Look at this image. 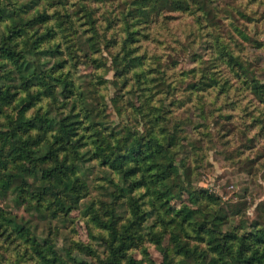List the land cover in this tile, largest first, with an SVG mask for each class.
Here are the masks:
<instances>
[{"label": "rangeland", "instance_id": "1", "mask_svg": "<svg viewBox=\"0 0 264 264\" xmlns=\"http://www.w3.org/2000/svg\"><path fill=\"white\" fill-rule=\"evenodd\" d=\"M1 1L7 4V0ZM61 1H64V6H61ZM188 1L187 10L163 12L154 17V21L146 25L147 28H141L139 42L135 45L139 47L137 53L144 55L143 60L147 61L142 82L132 75L133 70L128 69L124 60L120 61L124 72L117 75L112 59L121 49L118 43L125 38L122 13L126 11L123 8L126 0H38V9L44 7L55 18L58 12L62 13V7L68 9L67 13L75 19L72 28L79 31L72 32V39L81 37L80 31L87 28L83 18H79L82 14L80 9L90 10L100 51L93 56L98 60L79 56L65 65L64 72L67 71L74 82L70 98L59 96L54 103L45 99L30 108L26 115L31 116L41 108V111L50 109L55 117L78 114V119L83 121V115L88 114V119L96 125L94 134L97 138L110 133L102 131V127L120 131L127 126L144 136L145 126L137 125V114L129 105H138L133 91L138 95L140 89L148 86L149 82L153 83L150 91L154 99L163 97L165 111L163 117L156 121L144 118L145 125L148 131L160 132L161 129L165 142L168 141L167 135L175 136L176 145L171 153L174 151L176 165H184L187 169L185 173L180 168V173L188 193L198 191L199 196L210 199L214 209L223 208L227 220L217 225L220 233H242L255 227L264 230V134L261 132L264 128V103L260 102H264V96L256 98L243 83L244 77H254L264 83V0ZM22 3H26L25 0H19L16 5ZM8 8H2L4 17L0 16V42L8 34V25L13 27L12 20L8 19ZM67 44H72V41H66L64 47ZM222 50L238 57L247 68L249 77L241 71L239 77L234 76L229 70L231 67L221 63ZM217 51L221 54L218 55ZM80 53L77 51V54ZM54 61L46 58L45 66L51 67ZM206 75L218 79L220 83L226 80L230 87L228 92L220 93L215 86L196 91L194 88L205 80ZM163 77L167 87L162 83ZM165 90H168L165 96L161 95ZM17 103H12L5 114L0 115V130L9 131L7 116L11 118L15 115ZM81 125L74 126L75 135L71 136L66 150L59 153L58 160L41 165L50 169L60 167L65 181L68 180L65 177L68 173L66 168L76 166V174L70 179H74V191L85 185L84 190H79L84 198L76 200L78 193L74 192V195L64 198L63 206L53 193L39 199L38 186L42 185L39 174L29 170L22 176L18 175L20 168H29L30 164L28 155L20 151L16 143L8 141L6 149L2 150L4 155L1 159L7 169L0 173V213L16 225L23 226L39 246L34 248L24 237L19 238L16 233H10L8 226L0 224V264H52V259L59 261V258L86 261L103 257L100 241L107 233L91 224L84 212L90 202L96 207H104L113 188L105 179L107 171L93 161L89 162L91 146L87 140L80 141H86L83 147L74 145L83 134ZM31 132L32 135L42 133L41 130ZM149 145L156 151L161 150V145L153 141ZM9 173H13L14 177L3 188ZM20 181L28 183L22 192L20 188L16 189ZM58 181L60 183L61 178ZM72 201L79 204L70 209ZM111 206L115 208L117 217L122 215L120 222L128 224L121 208L123 206L112 203ZM142 207L146 208L145 205ZM183 207L196 209L198 205H193L184 193L181 199L173 198L165 208H159L150 221H154L161 211L166 216H173ZM148 224L147 228L146 222L136 227V231L141 230L139 233L143 236L136 240L141 242L133 245L129 254L137 260V264H162V249L150 242L148 236L151 231H158L163 233L162 241L168 256L171 261H176L177 255L170 249L171 235L176 232L174 226L163 229L158 225L151 230ZM185 228L189 236L181 235L180 239L197 244L195 233L191 231L192 225ZM48 246L55 249L56 257H50ZM35 252L44 259H37L39 256Z\"/></svg>", "mask_w": 264, "mask_h": 264}, {"label": "trees", "instance_id": "2", "mask_svg": "<svg viewBox=\"0 0 264 264\" xmlns=\"http://www.w3.org/2000/svg\"><path fill=\"white\" fill-rule=\"evenodd\" d=\"M18 1L7 0V4H4L0 0V16L4 17L2 12L5 11L2 8L9 6L10 17L8 19L9 21L11 19L13 23V27L11 24L8 25V34L3 36L0 42V115L5 114L6 108L18 101L15 105V115L11 118L5 115L10 121L7 123L9 131L0 130V173L7 169L1 159L4 155V153L2 155V150H5L8 141H11L16 143L19 150L25 152L29 158L30 167L20 168L18 175L22 176V173L29 170L40 175L42 185L38 186L39 199H43L46 194L53 193L59 197L57 201L63 206L66 201L64 198L74 195V192L78 193L76 200L84 198V194L79 190H84L85 185L79 187L78 191H74V179H70L76 174L75 165L66 168L68 170L65 174L68 178L66 181L63 179L64 172L60 167L55 166L51 169L41 167L50 161L58 160L59 153L66 150L71 136L75 135L73 131L76 127L74 126L82 124L83 134L74 142V145L83 147L86 141L83 143L80 141L87 140L91 146L89 162L93 161V164L96 163L107 171L106 177L109 176L105 179L113 188V193L104 206L106 208L96 207L93 202H90L89 208H86L87 211L84 212V216L91 224L107 233L106 237H102L103 241H100L103 246V257L86 261L59 258V261L52 259V264H137V260L129 254V250L133 245L141 242L136 241L143 236L139 233L141 230L136 231V227L142 226L143 222H146V228L151 222L148 224L151 230L158 225L163 229L174 226L176 232L171 235L170 249L177 255L176 261H171L166 252L162 241L163 233L158 231L148 233L150 242L162 249V264H264V230L255 227L251 231L242 233L217 231V225L227 220V216L222 207L214 209V206L210 204V199L199 196L198 191L188 193L181 180L183 175L180 173V168H183L185 173L187 169L184 165L180 167L176 165L174 151L171 153L172 147L174 150L176 145L175 136L167 135L168 141L165 142L161 129L160 132L148 131L144 118L146 121H156L163 117L165 111L163 97L153 98L152 91H150L153 83L147 82L148 86L140 89L141 93L138 95L133 91L138 105L135 103L129 105V108L137 114L135 121L137 125L145 126L146 135L144 136L137 133L136 129L131 130L127 126L121 128L120 131L111 127H102V131H110V133H106L103 138H97L94 134L96 125L88 119V114L83 115L85 118L83 121L78 119V114L55 117L51 115L50 109L41 111V108H38L31 116L26 115L30 108H33L35 104H41L45 99H50L54 103L59 96L70 98L73 95L74 82L69 78L68 72H64L65 65L79 56L95 61L97 58L93 56L100 51V42L96 29L92 27L94 21L90 10L83 9V7L80 9L82 14L79 18H83L85 21L83 24L87 28L82 29L81 37L76 36L73 41L72 32L78 33L79 31L77 28L75 30L72 28L75 25V19L67 13L69 12L67 8L62 7V13L56 11L58 15L55 18L47 13L44 7L41 10L38 9V0H25L26 3L19 6L16 5ZM126 1L123 7L126 11L122 13L125 38L118 43L121 49L112 56V59L117 75L124 72V69L120 67V61L124 60L129 66L128 69L133 70L132 75L142 81L141 78H145L144 70L146 69L144 67L147 66V61L143 60L144 55L137 53L139 47L135 45L139 42L138 35L141 34V28H147L146 25L153 22L154 17L163 12L187 10L189 1ZM61 2V6H64V1ZM17 16H19L18 19ZM88 33L89 36H87ZM80 38H83V41ZM70 40L72 44L64 47V43ZM70 46L76 48H70ZM77 51L81 53L77 54ZM217 54L220 55L221 51H217ZM46 58L55 59V63L51 67H46ZM220 58H222V64L231 67L229 70L234 76L239 77L241 72L248 75L247 68L243 66L238 57L223 51ZM249 78L244 77L243 83L256 98H262L264 83L257 81L254 77ZM164 79L163 77L162 83L167 87ZM227 85L226 80L220 83L218 79L206 75L205 80L200 81L194 89L199 92L215 86L220 93H227L230 88ZM167 91L165 90L161 95L165 96ZM72 118L78 120L75 121ZM156 126H158L157 122ZM33 130H41L42 133L32 135ZM261 132L264 134V128ZM151 141L160 144L161 150L156 151L150 148L149 142ZM13 177L14 174L9 173L2 187H7ZM60 178L62 181L59 183ZM77 178L78 176L75 179ZM27 184L20 181L16 189L18 187L22 192ZM184 193H187L193 205H198L196 209L183 207L173 216H166L161 211L154 221H150L159 208L161 210L165 208L173 198L181 199ZM72 203L68 208H75L79 204L74 203L73 205ZM111 203L118 207L123 206L121 208L124 209L128 224L120 222L123 217L122 215L117 217L116 210ZM6 218L7 216L0 213V224L8 226L10 233H16L19 238L24 237L25 241H29L34 248H38L39 243L23 226H18ZM189 224L192 225L191 231L195 233L194 237L198 242L195 245H192L190 241L180 239L181 235L189 236L186 229L188 227L185 228ZM47 250L50 257H56L57 252L52 246H48ZM35 253L39 256L37 259H44L38 252Z\"/></svg>", "mask_w": 264, "mask_h": 264}]
</instances>
